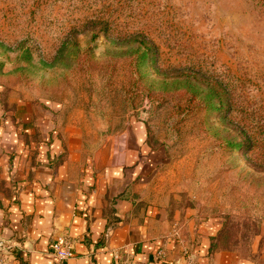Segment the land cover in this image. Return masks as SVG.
Wrapping results in <instances>:
<instances>
[{
    "label": "rangeland",
    "instance_id": "374dc122",
    "mask_svg": "<svg viewBox=\"0 0 264 264\" xmlns=\"http://www.w3.org/2000/svg\"><path fill=\"white\" fill-rule=\"evenodd\" d=\"M24 102L91 147L142 130L211 251H263L264 0H0V108Z\"/></svg>",
    "mask_w": 264,
    "mask_h": 264
},
{
    "label": "crops",
    "instance_id": "0c3cea01",
    "mask_svg": "<svg viewBox=\"0 0 264 264\" xmlns=\"http://www.w3.org/2000/svg\"><path fill=\"white\" fill-rule=\"evenodd\" d=\"M52 111L0 108V235L17 264H57L49 252L61 233L76 252L62 264H112L115 253L132 264H264V249L211 251L216 227L165 198L142 130L91 147Z\"/></svg>",
    "mask_w": 264,
    "mask_h": 264
},
{
    "label": "built area",
    "instance_id": "2783aa9c",
    "mask_svg": "<svg viewBox=\"0 0 264 264\" xmlns=\"http://www.w3.org/2000/svg\"><path fill=\"white\" fill-rule=\"evenodd\" d=\"M15 248L16 246L0 235V264H17L15 262ZM49 255L57 264H62L66 260L74 258L76 252L74 251V241L67 233L57 235L51 245ZM112 264H132L130 258H122L119 253H115ZM188 264H195L189 262Z\"/></svg>",
    "mask_w": 264,
    "mask_h": 264
}]
</instances>
